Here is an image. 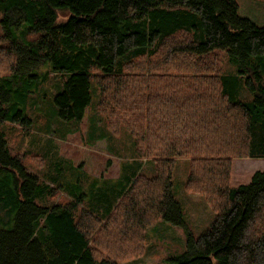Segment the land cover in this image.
I'll return each mask as SVG.
<instances>
[{
  "label": "trees",
  "instance_id": "16d2710c",
  "mask_svg": "<svg viewBox=\"0 0 264 264\" xmlns=\"http://www.w3.org/2000/svg\"><path fill=\"white\" fill-rule=\"evenodd\" d=\"M238 9L237 0H0V82L37 77L28 71L50 63L67 76L54 97L66 121L83 120L95 83L110 131L126 127L137 156L156 163L153 176L125 171L115 200L103 194L101 216L77 212L85 194L75 189L40 205L54 188L8 151L0 129V264H118L125 249L141 253L153 221L185 226L172 178L186 155L185 188L205 196L215 219L189 235L177 263L264 264V170L231 184L234 157L264 158V25ZM217 49L253 100L234 96L235 81L211 59ZM7 119L30 122L18 107L1 110Z\"/></svg>",
  "mask_w": 264,
  "mask_h": 264
},
{
  "label": "rangeland",
  "instance_id": "374dc122",
  "mask_svg": "<svg viewBox=\"0 0 264 264\" xmlns=\"http://www.w3.org/2000/svg\"><path fill=\"white\" fill-rule=\"evenodd\" d=\"M237 2L240 16L252 19L259 26L264 25V0ZM3 16L0 11V36ZM60 19H66V15L60 13ZM193 23L198 20L194 19ZM215 52L211 59L218 61L216 64L221 73L235 81L234 96L242 101L253 100L254 94L239 72L240 67L232 62L230 53L225 49ZM28 72L37 77L18 75L12 84L0 82V113L1 110L13 113L18 107L30 122L24 124L20 120L7 119L0 122V129L8 151L19 155L41 184L54 188L52 193L45 190V194L36 199L38 204L52 206L60 200H70L75 189L76 195L85 194L77 212L87 208L101 216V206L106 204L103 194L110 196L109 201L115 200L125 184V171L127 174L155 175L156 163L137 156L133 137L126 127L118 133L110 131L97 107L100 90L95 83L91 86L92 101L83 120L66 121L60 118L54 101L63 88L66 74L52 72L50 63ZM262 74L264 82V71ZM4 89H9L10 99H5ZM191 158L190 155L177 158L172 178L173 194L182 204L185 226L162 219L153 221L143 230L144 250L138 253L125 249L123 254L127 256L121 255L118 264H178L176 258L185 252L189 235L197 237L212 225L215 219L212 204L202 193L185 188ZM257 170H264V158L234 157L231 184L234 187L248 184Z\"/></svg>",
  "mask_w": 264,
  "mask_h": 264
},
{
  "label": "crops",
  "instance_id": "0c3cea01",
  "mask_svg": "<svg viewBox=\"0 0 264 264\" xmlns=\"http://www.w3.org/2000/svg\"><path fill=\"white\" fill-rule=\"evenodd\" d=\"M259 159V158H258ZM121 169V168H120Z\"/></svg>",
  "mask_w": 264,
  "mask_h": 264
}]
</instances>
